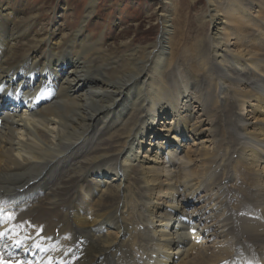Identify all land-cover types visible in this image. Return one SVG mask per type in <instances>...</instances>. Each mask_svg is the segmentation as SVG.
Listing matches in <instances>:
<instances>
[{
	"label": "bare ground",
	"instance_id": "6f19581e",
	"mask_svg": "<svg viewBox=\"0 0 264 264\" xmlns=\"http://www.w3.org/2000/svg\"><path fill=\"white\" fill-rule=\"evenodd\" d=\"M7 2L4 256L264 264V0H204L201 24L174 2L149 43L139 24L133 37L87 32L97 0L67 30L48 27L37 5ZM25 100L34 106L19 108Z\"/></svg>",
	"mask_w": 264,
	"mask_h": 264
},
{
	"label": "rangeland",
	"instance_id": "374dc122",
	"mask_svg": "<svg viewBox=\"0 0 264 264\" xmlns=\"http://www.w3.org/2000/svg\"><path fill=\"white\" fill-rule=\"evenodd\" d=\"M9 1L8 7L17 9L21 2L37 5L40 12V20L45 21L48 27L53 29L67 30V22H75L78 16L83 12L86 1L89 0H3ZM70 1V2H69ZM195 0H97V12L92 16L87 27V32L101 33L107 38H115L120 33L119 30L127 29L128 37L135 34L130 32L134 25L139 24L142 32H147L140 37L141 41L149 43L156 41L155 28L160 27V23L155 20L161 15V11L165 13L172 10L170 4L176 2L179 7L178 14H186L190 17H197L201 24V13L204 10V0L195 4V9L185 12L187 4ZM5 3V2H4ZM6 4V3H5ZM63 5L71 6L70 10H64ZM39 7V8H38ZM184 7V8H183ZM69 18V19H68ZM194 26L198 30L200 25ZM202 26V25H201ZM202 28V27H201ZM155 34V35H154ZM146 39V40H145ZM70 67L66 68V72ZM24 103V102H23ZM151 133H147L145 141L148 140Z\"/></svg>",
	"mask_w": 264,
	"mask_h": 264
},
{
	"label": "snow or ice",
	"instance_id": "6c2138e0",
	"mask_svg": "<svg viewBox=\"0 0 264 264\" xmlns=\"http://www.w3.org/2000/svg\"><path fill=\"white\" fill-rule=\"evenodd\" d=\"M4 234L3 233H0V236H3Z\"/></svg>",
	"mask_w": 264,
	"mask_h": 264
}]
</instances>
